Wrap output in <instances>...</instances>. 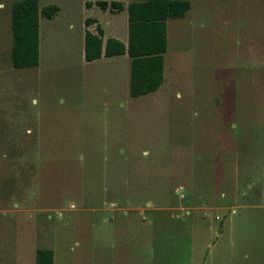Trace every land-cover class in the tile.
Wrapping results in <instances>:
<instances>
[{
  "label": "rangeland",
  "instance_id": "rangeland-1",
  "mask_svg": "<svg viewBox=\"0 0 264 264\" xmlns=\"http://www.w3.org/2000/svg\"><path fill=\"white\" fill-rule=\"evenodd\" d=\"M15 1L0 0V264L39 247L55 264H264V0H189L167 20L163 84L139 97L126 61L79 59L87 18L127 39L143 0H39L60 7L43 68L12 64Z\"/></svg>",
  "mask_w": 264,
  "mask_h": 264
},
{
  "label": "trees",
  "instance_id": "trees-1",
  "mask_svg": "<svg viewBox=\"0 0 264 264\" xmlns=\"http://www.w3.org/2000/svg\"><path fill=\"white\" fill-rule=\"evenodd\" d=\"M102 9L108 2L98 1ZM112 9H124L120 1L111 2ZM191 8L189 0H143L127 5L128 43L110 36L104 40V29L95 18L86 24L97 23L96 32L85 31V59L93 61L127 54L130 58L129 94L139 97L156 92L165 78V53L168 49L167 20L184 17ZM60 7L48 4L40 7L39 0H17L11 8L13 44L11 60L15 68L35 67L40 63V17H54ZM35 264H55L54 250L39 247Z\"/></svg>",
  "mask_w": 264,
  "mask_h": 264
},
{
  "label": "crops",
  "instance_id": "crops-1",
  "mask_svg": "<svg viewBox=\"0 0 264 264\" xmlns=\"http://www.w3.org/2000/svg\"><path fill=\"white\" fill-rule=\"evenodd\" d=\"M92 1H93V3H92ZM94 1H97V0H88L86 2V5L91 7V6H93L92 4L95 3ZM59 12H60V10H59ZM92 18H96V17H92ZM54 19H56V15L54 17H52V18H48V17L42 16V15L40 17V51L43 50V41L45 40L46 44L50 41V37L49 36L47 37V35L45 34V31H46L45 28L48 25H51L50 23H52L54 21ZM44 25H45V27H44ZM91 25L88 26V29L91 30V31H93V32H96V30H94L95 28L93 27L94 25L93 24H91ZM103 29H104L105 35H107L106 28L103 27ZM85 31H84V36H83V39H82V47H81V50H82L81 53H82V55H81V58L79 59V61H81V64L82 65H87V63H95V62L101 61L102 59H113V60L115 59V60L126 61V66H127V82H128L127 86H128V91H129V82H130V62H129V59L130 58H129V56L127 54H124V55H116V56H112V57L102 56L99 59H96V60H93V61H87L85 59ZM51 34H52V31H51L50 35ZM110 36H113V37H116V38L119 39V37L117 35H115L114 33H111L109 35V37ZM107 38H108L107 36L104 37V40H106ZM120 40H122L126 44L128 43V37H127V39H120ZM72 50H73V48H70V49L65 50L63 52V54H64L63 55V58H61V60H60L63 64H69L72 61V59H73L72 56H71V54H73L72 53ZM42 66H43V59H42V53L40 52V63H39V65H37L35 67H37V68H43Z\"/></svg>",
  "mask_w": 264,
  "mask_h": 264
}]
</instances>
